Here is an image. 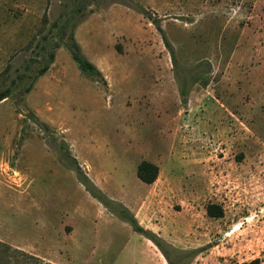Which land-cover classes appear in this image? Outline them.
<instances>
[{
  "label": "rangeland",
  "instance_id": "obj_1",
  "mask_svg": "<svg viewBox=\"0 0 264 264\" xmlns=\"http://www.w3.org/2000/svg\"><path fill=\"white\" fill-rule=\"evenodd\" d=\"M65 13L75 24L60 38L49 28ZM70 33L96 75L71 58ZM39 45L49 68L0 101V251L169 264L83 175L174 264H264L262 0H0V90ZM144 160L159 168L152 184L137 177Z\"/></svg>",
  "mask_w": 264,
  "mask_h": 264
},
{
  "label": "trees",
  "instance_id": "obj_2",
  "mask_svg": "<svg viewBox=\"0 0 264 264\" xmlns=\"http://www.w3.org/2000/svg\"><path fill=\"white\" fill-rule=\"evenodd\" d=\"M264 2V0H262ZM72 16L68 13L63 15V19L54 21L49 31L57 34L60 38L65 34H68V28L70 25L74 26L75 23H72ZM153 21V20H152ZM154 22V21H153ZM157 28L162 34V38L164 40L165 45L170 49L172 54V47L168 42L167 38L165 37L161 27L157 24ZM71 42L66 44V47L70 51L71 58L77 63L79 69L89 75H96L98 70L96 66L87 60L80 52V47L78 43L73 38V33L69 34ZM47 38V37H45ZM59 42L56 43L55 47H59ZM38 54H41V58L34 59L33 61L27 60L23 66V70L20 71L10 82L0 90V101L10 97L14 93H27L31 90L35 80L41 76L48 68L49 65L52 63L54 59V54L49 52L47 54L45 45H39L37 47ZM183 88V87H182ZM181 95L184 97L186 92L184 89H181ZM72 168L79 174L78 167L76 165L71 164ZM159 168L156 164L151 163L149 161H142L137 166V177L138 179L145 183V184H152L157 176H158ZM79 179L84 183L87 190H89L90 194L93 198L97 199L104 207H106L111 213L117 216L122 221L128 223L132 229L144 235L147 239L151 240L155 245L159 247L164 257L167 259L169 264H174L173 261L170 259L168 252L162 248L161 243L156 239L155 236L150 235V231L144 229L135 219L134 215L130 213V211L124 207L121 203H113L109 201L101 192H96V188L91 183V181L86 176H80ZM206 212L209 216H219V210L215 205H208L206 208ZM1 255L2 261L4 264H12L10 259V252H13L12 255L15 253L20 255V259L17 260V264H51L47 262H43L39 257L34 255L28 254L25 251H21L18 249H11L8 245H2ZM196 250H192L189 254L194 253ZM17 255H13V257H17ZM12 257V256H11ZM16 259V258H15ZM2 264V262H1ZM240 264H261L259 258L252 259L247 262H243Z\"/></svg>",
  "mask_w": 264,
  "mask_h": 264
}]
</instances>
